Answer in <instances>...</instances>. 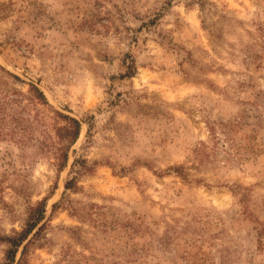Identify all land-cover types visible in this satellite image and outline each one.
I'll list each match as a JSON object with an SVG mask.
<instances>
[{
  "label": "rangeland",
  "instance_id": "374dc122",
  "mask_svg": "<svg viewBox=\"0 0 264 264\" xmlns=\"http://www.w3.org/2000/svg\"><path fill=\"white\" fill-rule=\"evenodd\" d=\"M0 264H264V0H0Z\"/></svg>",
  "mask_w": 264,
  "mask_h": 264
},
{
  "label": "trees",
  "instance_id": "16d2710c",
  "mask_svg": "<svg viewBox=\"0 0 264 264\" xmlns=\"http://www.w3.org/2000/svg\"><path fill=\"white\" fill-rule=\"evenodd\" d=\"M31 91L34 92L36 98L43 101L45 104L46 99L41 91H39L38 88H36L34 85H31ZM69 121V125L67 127L60 128L59 131H62L60 133L61 138H67V146L62 147V155L60 162L57 164L59 169H62L67 162V153L68 148L75 143V141L78 138L79 130H80V124L78 120L72 117L64 116ZM40 210L38 211V215H32L30 218V223L28 224V227L23 230L21 233H16L14 237H11L7 240L8 243H10L11 247L7 251V258L12 259V255L17 247H19L22 242L27 238V236L31 233V231L34 229L36 224L40 221L41 217L43 216L45 203L40 204Z\"/></svg>",
  "mask_w": 264,
  "mask_h": 264
}]
</instances>
